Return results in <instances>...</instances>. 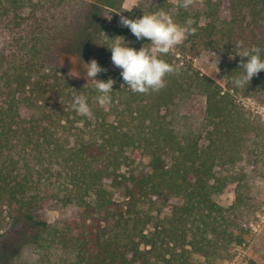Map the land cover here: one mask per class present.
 <instances>
[{
	"label": "trees",
	"instance_id": "obj_1",
	"mask_svg": "<svg viewBox=\"0 0 264 264\" xmlns=\"http://www.w3.org/2000/svg\"><path fill=\"white\" fill-rule=\"evenodd\" d=\"M125 1L0 0V26L9 35L0 46V217L9 234L0 242V264L16 255L11 242L47 264H195L194 254L214 262L245 242V197L238 193L229 207L215 198L234 181L232 169L246 161L253 136L264 135L261 119L235 100L264 97V70L243 88L231 80L240 72V51L259 47L264 58V0H197L189 9L150 0L135 14L125 12ZM160 8L179 23L197 21L184 43L232 59L226 90L181 65L177 53L162 57L179 73L159 92L121 89L109 39L121 36L137 50L151 41L107 25L103 13L133 19ZM72 51L77 68L66 59ZM92 59L107 69L96 79L116 81L105 107L85 78ZM71 88L88 98L91 119L73 109ZM196 95L206 100L207 131L180 134L172 108ZM145 157L138 173H123ZM49 202L75 212L52 224L38 214Z\"/></svg>",
	"mask_w": 264,
	"mask_h": 264
},
{
	"label": "rangeland",
	"instance_id": "obj_2",
	"mask_svg": "<svg viewBox=\"0 0 264 264\" xmlns=\"http://www.w3.org/2000/svg\"><path fill=\"white\" fill-rule=\"evenodd\" d=\"M141 1L148 2L150 0H126L123 5L125 12L135 14L134 9ZM170 1L174 6L177 5V0ZM222 14L224 17H228L226 7L223 8ZM121 15L124 14L107 10L103 13L102 18L107 25L123 27L120 24ZM135 18H139V15H134L133 19ZM8 40L9 35L0 26V46L7 43ZM171 53L172 55L177 53L176 60L180 59L181 65L190 66L201 75L213 78L226 90L224 71L226 65L232 61L231 58H221L211 51L196 48L192 44L184 42ZM66 59L73 68L79 66L80 60L76 51L67 54ZM235 100L238 105L251 114L252 118H260L264 123V97H246L236 94ZM205 108L206 100L201 95L179 101L172 108L176 130L180 134L191 131L204 135L207 131ZM148 162L149 159L146 157L133 160L130 163L133 164L132 167L126 168L123 173L128 174L130 171L138 173ZM232 174L234 181L215 199L222 206L229 207L236 201L238 193L245 197L247 204V209L244 211V223L246 224L243 225L245 242L242 245H232L226 260L219 259L212 262L194 254L192 260L195 264H264V135L253 136L249 142L246 161L235 166L232 169ZM115 197L118 198L119 193H116ZM157 206L158 209H162L161 204ZM74 212L73 209L63 208L54 202H49L40 209L38 214L41 219L54 224L72 216ZM158 212L155 210V214ZM170 212L169 204L163 207V214L169 215ZM7 223L8 220L3 222L0 217V242L9 236L6 234ZM9 251L12 254L16 253L10 258V264H47L32 248H18L15 243L11 242Z\"/></svg>",
	"mask_w": 264,
	"mask_h": 264
},
{
	"label": "clouds",
	"instance_id": "obj_3",
	"mask_svg": "<svg viewBox=\"0 0 264 264\" xmlns=\"http://www.w3.org/2000/svg\"><path fill=\"white\" fill-rule=\"evenodd\" d=\"M197 3V0H177V7L189 9ZM142 18L131 19L127 16H120V24L127 27L137 40L147 38L151 41L139 50L129 47L121 36L109 39L111 43L106 46L111 51L112 63L121 69V76L124 81L122 88H127L133 93L149 94L159 92L166 85V77L179 73V69L165 60L164 56L173 52L181 45L189 34H195L197 21L188 17L184 23L177 22L173 15L163 8L151 12H143ZM111 19V18H110ZM236 47L243 48V41L238 42ZM262 49L259 47L245 48L237 55L242 57L240 61L239 75L231 78L232 83L243 88L249 85L254 76L264 70V58ZM236 55V56H237ZM234 59L235 56H232ZM243 58H247V61ZM218 67V65H217ZM86 70L85 78L91 80L98 95L95 97L100 107L112 103L113 85L115 80L109 78L107 81L96 79L98 74L106 72L96 59L84 63ZM219 70V69H218ZM72 73H69L72 76ZM87 86V85H85ZM71 100L73 109L80 115L89 119L93 116L92 108L88 98L75 89L71 88Z\"/></svg>",
	"mask_w": 264,
	"mask_h": 264
}]
</instances>
